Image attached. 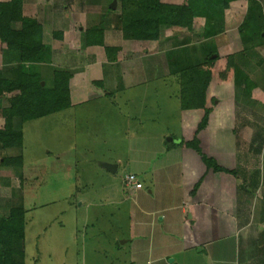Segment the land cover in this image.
<instances>
[{
	"label": "crops",
	"instance_id": "obj_1",
	"mask_svg": "<svg viewBox=\"0 0 264 264\" xmlns=\"http://www.w3.org/2000/svg\"><path fill=\"white\" fill-rule=\"evenodd\" d=\"M77 1L80 5L81 0ZM110 1L91 0L84 5V12L78 6L74 8L76 0H58L57 3L56 0H22L21 8L22 16L35 19L41 26L42 43L49 45L52 51L51 60L43 59L38 63L41 76L45 73L43 64H51L53 60H57L59 68L52 69L51 75L57 69L69 73L70 106L64 110L72 109L74 118L77 120L80 116L83 124L104 113L110 123L113 117H126L138 123L134 135L141 144L143 140L152 142L145 150H138L140 156L135 170L129 171L143 184L142 189L135 191L142 207L137 212L139 225L122 241L132 244L135 252L124 264H264V204L255 218L249 214V203L254 195L264 201L258 194L259 190H264V162L260 178L252 182L256 173L244 156L246 146L233 145L232 137L223 134L233 127L230 121H234V82L211 83L212 91L204 88L203 104L211 103V96L215 100L210 114L203 115L202 108H181L179 77L168 66L167 54L177 47L187 46L195 55L194 37L199 36L196 30L199 31L203 23L202 17H195L189 29L173 25L162 29L156 39H134L122 30L119 2L112 9ZM160 1L173 5L186 2ZM240 8L239 0H230L224 11L225 20L230 18L228 16L235 17ZM244 15L245 11L238 25ZM55 23L60 24V32L54 39L51 32L52 40H47L46 34ZM86 31L93 40H98L101 34L103 45L87 44ZM105 46L116 49L113 55L110 52V59ZM139 58H143V62H139ZM220 59L227 60L226 57ZM14 60L0 41V77L11 76ZM252 93L264 96L259 89ZM5 99H0V123ZM258 101L262 102L261 97ZM260 115L264 117V110ZM170 116H174L173 120ZM158 120H164L166 125L154 132L153 125L156 127ZM173 121L178 131L168 128L167 124ZM73 124L76 127L77 123ZM95 127L102 130L99 122ZM252 130L248 131V136ZM261 155L263 157L264 149ZM203 156L235 172L214 170L204 164ZM119 161L118 157L107 162L116 163L117 168ZM1 178L7 182L6 186L0 183V192L4 194L3 198L0 194L3 201L0 214H3L14 205L10 203L11 197H5L11 178L0 174V181ZM254 183L258 189L252 190ZM151 200H155L154 209L148 205ZM147 242L151 243V250L146 255ZM153 243L156 244L153 246Z\"/></svg>",
	"mask_w": 264,
	"mask_h": 264
},
{
	"label": "rangeland",
	"instance_id": "obj_2",
	"mask_svg": "<svg viewBox=\"0 0 264 264\" xmlns=\"http://www.w3.org/2000/svg\"><path fill=\"white\" fill-rule=\"evenodd\" d=\"M89 1L91 0H81L78 5L76 0L73 6L74 8L78 6V9L81 8L84 12V5ZM239 1L242 8L235 17L228 16L230 18L226 21L225 12L223 13V30L219 33L202 40L201 23L199 31L196 30L199 36L194 37L195 55L192 53L191 55L196 65L199 54L203 55L209 50V45L214 46L218 58L212 65L205 63L201 68L204 71L202 76L204 88L209 87V91L213 90L211 83L233 82L235 65L243 71L246 70L245 74L253 83L249 94L243 83L239 87L236 85L233 87L234 121H230L233 127L229 129L230 132L223 131V134L232 137L233 145L240 148L246 146L244 156L250 160L249 164L253 165V171L256 173L253 174L254 181H258L261 164L264 162V155L263 157L261 155V150L264 149V117L260 115L264 110V96L254 95L252 91L259 89L264 93V37L256 38L247 44L242 42L238 33L240 25L238 23L243 12L246 13L249 1L252 0ZM256 1L261 5L264 20V0ZM217 12L213 13L212 22L216 21ZM59 27L61 26L58 23L51 24V29L46 34L47 40H52L51 32H60ZM55 37L53 36V39ZM244 45L250 47L245 49ZM47 46L46 59L51 60L52 51L50 46ZM54 56L56 58L57 54L54 53ZM225 57L227 60L220 59ZM56 61L43 64L45 73L42 76V84L52 85L51 71L59 68ZM138 61L143 62V58H139ZM176 75L180 82L179 72H176ZM3 96L7 98L6 94ZM260 97L262 102L258 101ZM214 100L215 97L211 96V103L198 107L202 108L203 115L210 114ZM244 103L248 105L245 106ZM105 115L106 113L98 115L100 118L97 116L98 119L87 120L83 124L80 116L76 120L73 110L67 109L27 120L22 125V146L0 149V160L4 155L21 154L23 157L22 166L19 168L21 175L9 166L4 167L3 164H0V174L11 178L5 193V197H11L10 203L14 205L9 212L18 214L25 211V264H124L125 260L134 256L132 244L122 241L129 238L134 228L139 225L137 212L138 208L142 207L140 205L142 201L135 191L127 189L124 177L129 171L135 170L140 156L138 150L141 148L145 150L152 142L149 140H143L142 144L139 142V138L134 135L137 122L116 116L110 123L109 116ZM159 115L161 116L160 111ZM170 118L173 120L174 116ZM3 122L1 118V126ZM74 122L77 123L76 127ZM98 122L102 130L95 127ZM171 123L167 124L168 128L173 130L174 127L177 130V123L175 121ZM145 125L150 126L149 123ZM165 125L164 120H158L156 127L154 124V128H151L156 132ZM251 129L253 133L248 136ZM137 132L139 134V130ZM256 133L261 135V138L259 136L253 138V134ZM229 149L231 150L230 147ZM118 157L120 161L114 172L99 166V162L111 161ZM237 159L239 161V157ZM0 183L2 186L7 185L4 178H1ZM254 189L258 188L253 186L252 190ZM259 191L260 197L264 198V190ZM3 196L4 194L1 198ZM253 197L254 200L249 203L251 206L249 214L255 218L264 201L262 202L256 195ZM154 203L155 200L148 201L150 209L156 207ZM240 242L242 243V240ZM155 244L153 243V246ZM145 247L147 255L151 250V243L147 242Z\"/></svg>",
	"mask_w": 264,
	"mask_h": 264
},
{
	"label": "trees",
	"instance_id": "obj_3",
	"mask_svg": "<svg viewBox=\"0 0 264 264\" xmlns=\"http://www.w3.org/2000/svg\"><path fill=\"white\" fill-rule=\"evenodd\" d=\"M22 0L0 1V41L16 61L11 68L9 78L0 77V99L9 93L1 108L3 124L0 127V146L2 148H20L23 142L22 125L27 120L37 119L70 106L69 73L66 70H54L52 85L42 84L38 63L48 56V46L42 43L41 26L33 18L22 16ZM230 0H186L180 5L163 3L160 0H116L119 2L121 27L125 35L134 39H156L162 29L178 25L192 28L195 17L203 19V37H211L223 30L224 10ZM218 11V12H217ZM218 16L212 22L213 13ZM264 20L261 5L249 1L247 11L238 33L244 44L263 36ZM86 33L87 44L103 45L102 35L98 40ZM58 33H53L56 36ZM206 39V38H205ZM196 65L187 46L170 50L167 54L168 66L172 73L179 72L181 81V108L196 109L203 104L204 87L202 64H213L218 58L216 50L209 45ZM244 45L245 49H248ZM108 58L116 52L115 48L104 47ZM196 51V47L194 48ZM48 60V59H46ZM234 86L242 83L249 94L253 83L247 74L237 65L233 66ZM261 135L253 134V138ZM21 154L3 156L0 161L9 165L18 175L22 166ZM208 167L224 172H235L217 165L210 157L203 156ZM254 182V180L252 181ZM257 183L252 184L255 186ZM243 188V186H239ZM25 211L18 214H0V264H25L24 237Z\"/></svg>",
	"mask_w": 264,
	"mask_h": 264
},
{
	"label": "built area",
	"instance_id": "obj_4",
	"mask_svg": "<svg viewBox=\"0 0 264 264\" xmlns=\"http://www.w3.org/2000/svg\"><path fill=\"white\" fill-rule=\"evenodd\" d=\"M124 184L128 190L136 191L143 187L142 182L137 178L136 174L133 172H129L124 177Z\"/></svg>",
	"mask_w": 264,
	"mask_h": 264
},
{
	"label": "water",
	"instance_id": "obj_5",
	"mask_svg": "<svg viewBox=\"0 0 264 264\" xmlns=\"http://www.w3.org/2000/svg\"><path fill=\"white\" fill-rule=\"evenodd\" d=\"M110 7L114 9L116 7V0H112ZM99 166L107 169L110 172H114L116 170V165L112 163L107 162H99Z\"/></svg>",
	"mask_w": 264,
	"mask_h": 264
}]
</instances>
